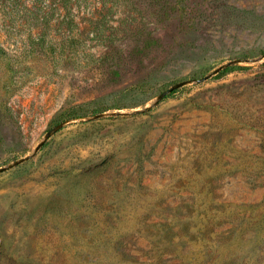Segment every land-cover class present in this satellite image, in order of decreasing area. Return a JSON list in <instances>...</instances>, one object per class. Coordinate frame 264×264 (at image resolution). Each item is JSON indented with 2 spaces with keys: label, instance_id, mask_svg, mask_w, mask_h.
Returning a JSON list of instances; mask_svg holds the SVG:
<instances>
[{
  "label": "rangeland",
  "instance_id": "obj_1",
  "mask_svg": "<svg viewBox=\"0 0 264 264\" xmlns=\"http://www.w3.org/2000/svg\"><path fill=\"white\" fill-rule=\"evenodd\" d=\"M58 1L0 0V264H264V0Z\"/></svg>",
  "mask_w": 264,
  "mask_h": 264
},
{
  "label": "water",
  "instance_id": "obj_2",
  "mask_svg": "<svg viewBox=\"0 0 264 264\" xmlns=\"http://www.w3.org/2000/svg\"><path fill=\"white\" fill-rule=\"evenodd\" d=\"M242 61L241 59H234V60H230V61H227L225 62L224 64L218 66L217 68H215L213 71H211L209 74H207L206 76L202 77V78H199V79H193V80H185V81H180V82H177L175 84H173L172 86H170L168 89L162 91L158 96H157V101L159 99H161L164 95L168 94L169 92H171L173 89H176V88H179V87H182L186 84H188L189 82H196V83H200L204 80H206L207 78H209L210 76H212L213 74L219 72L221 69L227 67L228 65H231V64H235V63H238ZM99 116H102V114H98V115H95L94 117H99ZM68 120L66 121H63V122H60L58 123L57 125H55L54 127L48 129L44 136H43V139L41 141H39L37 143V145L34 147V150L33 152H36L41 146L42 144L44 143L45 140H47L57 129H59L64 123H66ZM29 158V156H25V157H22L20 159H17L15 161H13L12 163H10L9 165H7V167H0V172L4 171L6 168H10L12 166H15L25 160H27Z\"/></svg>",
  "mask_w": 264,
  "mask_h": 264
},
{
  "label": "trees",
  "instance_id": "obj_3",
  "mask_svg": "<svg viewBox=\"0 0 264 264\" xmlns=\"http://www.w3.org/2000/svg\"><path fill=\"white\" fill-rule=\"evenodd\" d=\"M57 6H60L61 8H66V3H65V0H59L58 3H57ZM228 69H230V67H227L225 69H223L221 71V73H224L226 72ZM257 71L260 73V76H262L261 78L264 79V62L260 63L257 67Z\"/></svg>",
  "mask_w": 264,
  "mask_h": 264
}]
</instances>
